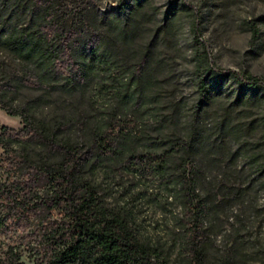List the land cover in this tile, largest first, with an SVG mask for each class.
Returning <instances> with one entry per match:
<instances>
[{
  "label": "rangeland",
  "instance_id": "obj_1",
  "mask_svg": "<svg viewBox=\"0 0 264 264\" xmlns=\"http://www.w3.org/2000/svg\"><path fill=\"white\" fill-rule=\"evenodd\" d=\"M49 1L75 35L98 42L91 73L69 92L20 86L8 101L13 111L30 101L38 118H74L88 128L105 120L106 135L134 136L139 151L157 153L167 148L161 138L177 137L184 122L193 124L215 143L197 189L215 203L202 230L203 264H264V173L257 170L264 163V88L247 89L237 81L238 75H253L264 82V0ZM150 42L153 65L140 101H133L135 63ZM22 74L13 54L0 52V87ZM209 77L214 86L204 96L198 82ZM223 119L240 125L241 134L221 138ZM21 127L19 113L0 108V134ZM241 144L242 154L233 155ZM174 158L186 164L175 163L173 170H193L191 160ZM125 172L122 164L100 168L94 176L100 194L111 205L133 207L142 231L166 242L173 259L183 256L181 201L171 197L172 185L154 171L135 177ZM25 262L35 264L27 256Z\"/></svg>",
  "mask_w": 264,
  "mask_h": 264
},
{
  "label": "trees",
  "instance_id": "obj_2",
  "mask_svg": "<svg viewBox=\"0 0 264 264\" xmlns=\"http://www.w3.org/2000/svg\"><path fill=\"white\" fill-rule=\"evenodd\" d=\"M97 43L75 35L49 0H0V52L13 54L23 73L0 87V108L19 113L22 124L17 131L2 128L0 134V264H26L25 256L35 264H203L207 237L202 230L215 211L210 194L197 191L204 161L215 147L209 136L184 122L182 134L161 138L167 146L161 153L139 151L134 136L106 135L105 120L88 128L74 124V118H38L30 101L19 103L20 111L8 104L20 86L68 92L83 86ZM153 49L150 42L135 63L138 82L129 96L133 101L142 97ZM237 81L247 89L264 88L253 75H238ZM213 86L210 77L198 82L204 96ZM218 128L221 138L241 134V126L226 119ZM242 149L241 144L233 155ZM177 155L193 162L191 172L172 169L175 163L186 164L176 162ZM115 164L133 177L137 171H154L172 185L171 197L181 201L183 256L173 259L166 242L142 231L133 207L111 205L100 194L94 176ZM257 167L264 173V163Z\"/></svg>",
  "mask_w": 264,
  "mask_h": 264
}]
</instances>
